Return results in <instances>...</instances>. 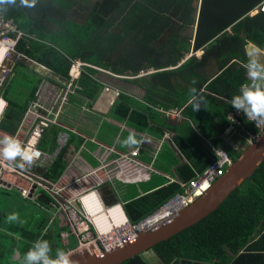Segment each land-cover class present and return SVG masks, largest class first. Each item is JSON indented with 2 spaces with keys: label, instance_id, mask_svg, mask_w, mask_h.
Returning <instances> with one entry per match:
<instances>
[{
  "label": "trees",
  "instance_id": "trees-1",
  "mask_svg": "<svg viewBox=\"0 0 264 264\" xmlns=\"http://www.w3.org/2000/svg\"><path fill=\"white\" fill-rule=\"evenodd\" d=\"M79 1L36 0L35 6L30 8L21 5L20 0H15L14 5L0 4V11L12 18L24 34L18 39L16 51L62 78L67 76L73 60L125 77L154 70L156 72L141 77L122 79L143 87L144 99L140 101L120 93L111 106V115L117 119L126 117L135 127L147 129L155 125L157 114L144 101L161 104L166 109L182 108V116L195 130L219 146V136L230 110L229 100L239 94L244 82H248L245 46L251 43L259 49L264 47V11L250 15L263 0H94L85 8L82 22H78L74 18V6ZM200 50L203 53L197 56L195 53ZM189 54L191 56L186 58ZM17 68L22 66L16 63L12 72ZM102 75L99 70L86 68L77 82L81 88L77 95L95 99L102 79L109 77ZM12 79L13 75L3 89ZM39 82L40 78L37 84ZM258 82L264 85V80ZM192 88L195 93L190 91ZM0 98L7 103L2 120L9 126L16 124L26 105L13 103L3 90ZM194 98L203 101L198 111H193ZM166 122L163 119V127ZM174 139L200 173L216 160V155L203 149L191 156L187 152L191 146L184 142L181 133ZM225 149L234 158L240 154L229 147ZM185 169L188 171L184 173ZM176 171L179 180L135 200L122 202L128 221L139 223L183 191L181 183L191 179L194 172L186 163L178 165ZM4 215L1 211L0 218ZM263 222L264 160L216 211L149 251H153L163 264L220 260L222 255H228L227 252L237 255L249 248L251 237ZM22 226L13 230L19 233L18 238L12 230L0 228L2 239L7 241L1 248L5 253H0V262L6 253L11 261L14 248H17L21 264L23 254L34 241ZM43 239L49 241L54 258L59 240ZM121 264L148 263L137 256Z\"/></svg>",
  "mask_w": 264,
  "mask_h": 264
},
{
  "label": "built area",
  "instance_id": "built-area-1",
  "mask_svg": "<svg viewBox=\"0 0 264 264\" xmlns=\"http://www.w3.org/2000/svg\"><path fill=\"white\" fill-rule=\"evenodd\" d=\"M263 5L264 0L258 4L255 9L250 11V15H253L258 10L264 11ZM9 34H14V41L10 40ZM0 35L4 40L12 42L10 49L16 54V59L30 61L40 69L51 73L52 76L55 75L50 69H46L44 65H38L35 61L15 51L14 47L16 41L23 36V33L17 29L11 18L0 15ZM86 68L99 70L103 75L115 76L106 70H101L83 61H71L67 76L64 78L58 77L60 78L58 79V82H60L58 85L54 83L51 85L44 84V86L39 89L36 93V98L33 99L30 104V108L19 130L16 134L9 135L19 141L26 151H36L39 153V156L36 157L33 162L39 161L45 157V154L42 153L39 148V142L46 130H51L53 128L68 129L64 120L67 121V119H69L70 121L74 115H81L83 113L95 115V112L102 113V110L98 108V106L91 108V106L86 103L80 104L75 102L74 106L76 109H79V112L75 113L69 109L68 105H70L72 98L75 97L78 90H80L77 82L80 76L85 73ZM11 71L12 67L8 70V73ZM152 72H154V70H149L147 72L141 71L135 77H116L133 79ZM101 84L103 85L102 91L97 101L104 98L106 103L111 105L118 96L119 91L117 88H112L105 82ZM44 89H46V93L42 92ZM160 110L167 117H180L182 111V109L178 108H173L171 110H164L161 108ZM227 119L229 124L224 131L223 142L237 151L241 150L243 147L238 144L236 145L235 143L237 141H234L235 139L243 142L245 141V144L249 145L253 143L255 139H257L259 133L264 130V126H257L255 122L248 121L243 112L237 111L232 106ZM248 124H251V128L256 129L255 132L245 128ZM76 133L86 142H95L94 138H89L83 133ZM172 135L171 132H166L164 134V139H171ZM68 137L69 134L67 132H62L60 137L57 138V141L64 144ZM82 146H84V144ZM107 149L110 150V148ZM214 151H216V153H214L217 156L216 161H213L198 175L193 176L186 182H182V192L176 194L157 212L146 217L139 223H131L124 217L120 209L122 205L121 202H116L110 206L104 205L100 199L98 187L85 184L90 176H95L98 173L101 175L104 173L108 175L107 169L114 164L117 166V173L125 174V160L133 164L142 165V163L124 153L118 154L114 159L100 158L97 167L93 168L90 172L82 173L71 181L64 183L52 181L42 175L35 174L28 169L29 165H25V167L21 168L19 166L20 164L16 163V160L7 161L0 157V188H14L20 192L22 198H31L37 190L45 194L52 201V206L56 210V214L54 215L58 217L59 225L67 229V231H62L60 234L62 243L67 246L71 236L77 241L76 247L68 253L70 255H100L103 252H110L115 248L122 247L127 242L134 240L139 232L145 231L169 219L171 216L194 202L199 196L205 194L213 182L224 174L225 168L229 166L233 160L225 148H217ZM135 152H137V150H135ZM17 159L20 160L19 158ZM8 174L19 180L20 183L11 182L6 179V175ZM78 182L84 183L83 186L76 192H73V194H67L69 187Z\"/></svg>",
  "mask_w": 264,
  "mask_h": 264
},
{
  "label": "crops",
  "instance_id": "crops-1",
  "mask_svg": "<svg viewBox=\"0 0 264 264\" xmlns=\"http://www.w3.org/2000/svg\"><path fill=\"white\" fill-rule=\"evenodd\" d=\"M252 50H255L257 52L258 59L260 60L261 63H264V52H263L264 47L262 49H259L255 45L248 43L245 46L246 55L247 52ZM197 53L201 55L203 52L200 50L197 51L196 54ZM26 57L29 58L28 56ZM29 59L33 60L31 58ZM17 63H19L22 66L21 69L36 74L38 78H40V82L39 84H36L33 88L30 89L29 91L30 95L25 102L18 104V102L20 101V98H17L18 93H15L14 95L16 100L10 99L13 103L17 105L23 106V104H25L26 108L23 114L21 115L19 121L12 126H9V124H7L5 120H2L3 115L1 116L0 139H2L6 135L9 136L10 134L14 135L17 133V131L19 130L20 126L24 121L27 111L30 108V104L32 100L36 98V93L39 91V89L42 88V86H44V84L51 85L54 83L55 85H58L60 83L58 82V79H60L58 78L59 77L58 75L52 76V74L50 73L51 75L50 76L44 73V77H41L39 75L41 69L30 61L25 60L24 62H22L18 60ZM36 63L38 65L40 64L38 62ZM16 70H18V68ZM14 74L15 73L12 72L11 75H13L14 77ZM125 83H126V87L122 89L123 91L122 93L126 95H131L136 99L143 101L145 95L144 88L140 87L138 84L135 83H128V82ZM102 86L103 85L101 84V88L95 99L89 100L85 98L83 101L80 102V104L86 103L87 105L91 106V108H94V106H96L97 103L96 101L99 98V95L102 91ZM132 89L139 90L140 92L143 91V94L133 93L131 91ZM42 92L46 93V89L42 90ZM101 99L103 100V103L101 104V106H99V108L102 110V113L95 112L94 116L88 115L86 113H83L81 115L80 114L74 115V117L70 121L69 119H67V121L64 120L68 129L65 130V129L57 128L54 129L53 132L51 131L52 134L51 140H53V142L57 144V148L52 147L46 149L44 146H42V141H41L42 137H41L39 142V148L42 151V153L45 154V157L40 159L39 161L33 162V164L29 166L28 169L30 171H33L35 174L44 175L52 181H58L64 183L71 181L73 178L79 176L82 173L88 171L90 172L93 168L97 167L100 158L114 159L115 157L118 156V154L124 153L127 156L133 157L138 162L142 163V165L133 164L132 162H128L127 160H125V169H126L125 174L117 173V166L116 164H114L107 169L108 175H106L105 173L102 175L98 173L95 176H90L89 179L85 182V184L87 185L91 184L97 186L102 201L105 203V205H110L113 204L114 202L122 203L126 201L135 200L136 198L148 194V192L153 191L154 189L159 188L162 185H165L174 180L176 181L179 180L178 179L179 176L176 169L178 165L182 163H186L188 165V168L193 170L194 176L200 173V171H198L196 167H193L191 161L188 159V156L185 153H183V151H181L178 145L176 144L174 138L176 137L177 134L181 133L182 136L184 137V142H188V144L191 146V149L187 148V152L191 156H193L192 155L193 152L195 154H198L201 151V149L209 153L211 151V147L213 148V146H216L213 143H210L208 140H206L202 135H200L192 126V124L183 116L181 118L176 116L167 117L160 110L161 108H163L164 110H171L173 108L166 109L161 104L154 105L151 103H146L144 101L143 103L149 105L150 108L157 114L158 119L157 118L155 119L154 126L148 127L147 129H143V128L140 129V127L139 128L135 127L132 124V122L127 120L126 117L117 119L115 115L113 114L111 115L110 109L113 103L115 102L116 98L114 99L111 105L107 104L104 98ZM74 104L75 101L72 100L70 102V105H68L69 109L71 111H74L75 113L79 112V109H76ZM21 106H19V108H21ZM19 108L17 109L18 112H19ZM163 119L167 120L165 124L166 126L164 127H163ZM227 125H228V121L226 122V126ZM175 127L179 129L177 130ZM7 128L10 129L13 133L9 131ZM72 130L79 133H83L89 138H94L96 143L91 141H87V142L84 141L76 132H73ZM168 131L173 134L172 138L164 139V134ZM190 131H192L196 135L195 137L196 139H194V137L190 135L191 134ZM62 132H67L69 134V137L66 143L64 144L59 143L57 141V138L60 137ZM71 132L75 133L77 137L72 138L70 135ZM130 133H134L136 138L141 141L138 148L126 147L122 145L121 142L124 139H126ZM219 139L221 144H219V146L216 147L219 148L229 147V149L234 151L232 147H230L229 145L227 146L223 142V132L219 136ZM234 141L240 142V140L238 139H235ZM165 142H168L175 147L176 154L179 158L178 160L174 158V162L171 163L170 165L169 163L171 161L168 157L162 160L163 162H160L159 160V157L161 155L160 150H162L161 146ZM83 144L84 146H82ZM243 144L244 143H241L240 145ZM0 147H2V145H0ZM107 148H110V150ZM135 150H137V152H135ZM16 163L20 164L21 162L20 160L17 159ZM187 171L188 170L185 169L184 173ZM6 179L10 180L11 182L20 183L19 180H17L14 177H8ZM83 184L84 183L82 182L73 184L67 190V194H73V192L79 190L83 186ZM128 185L132 186L133 188L132 191L128 190ZM134 192H137V195L133 196ZM22 201L27 204L37 205L38 208L44 210L45 213L50 212L53 208L52 202L50 201H48L47 203L39 200L36 203L31 201L30 203H28V201L26 200H22ZM53 212H55L54 209ZM45 213L40 217L41 220L38 221V225L36 226L38 227L37 232L31 230L30 226L28 225V220L31 219L32 216H24L22 214L23 217H20L22 219L21 223L23 224V226L21 227L22 230L25 231L28 235L33 236L34 241L36 239V236L37 239L44 237L46 238L54 237L59 240L58 244L60 245L61 243L62 246L65 247V251H66L67 248L60 239V234L64 229L59 225L57 216L55 215L45 216ZM4 214L5 215L3 217L6 216V213ZM48 217H52L53 221H49ZM52 225H56L58 227V230L55 231L52 228ZM13 232L17 234L14 236L18 238L19 233L15 231ZM34 232L36 233L34 234ZM34 241H32V243ZM69 243H70V238H69ZM247 247L249 248L244 249L237 255L227 252L228 255L226 256L222 255L220 257V260H218L217 258L216 260H210L204 263L192 261V262H187V264L188 263L189 264H264V222L262 223V225H259L258 228H256L255 233L251 237ZM51 254L52 252L50 253V255ZM145 254H149V256L142 257V259L146 261L148 264H163L159 261V258L154 256L153 251H148ZM19 258H20V252L18 251L17 248H14L12 259L10 262H16V264H20ZM2 260L0 264H5L4 262H2Z\"/></svg>",
  "mask_w": 264,
  "mask_h": 264
},
{
  "label": "clouds",
  "instance_id": "clouds-1",
  "mask_svg": "<svg viewBox=\"0 0 264 264\" xmlns=\"http://www.w3.org/2000/svg\"><path fill=\"white\" fill-rule=\"evenodd\" d=\"M35 3H36V0H20V4L21 5H23L25 7H29V8L35 6ZM0 4H13L14 5L15 4V0H0ZM0 15H3L6 18H9L1 11H0ZM13 22H14V20H13ZM8 36L10 37V40H12V41L15 40L14 34H9ZM23 36H24V34H23ZM22 37H20V38H22ZM0 39H4V38L0 36ZM17 42H18V40L16 41V44H17ZM16 44H15V46H16ZM14 49H15V47H14ZM10 51H11V49H10ZM15 51H16V49H15ZM189 56H191V54L187 55L186 58H188ZM15 57H16V54H15ZM247 57H248V59H247V63L245 64V66L247 68V73H248V82L242 84L240 86V89H239V94L238 95H234L231 98V100H229L230 110L227 113V116L231 112V106H232L237 111L243 112L248 121L255 122V124L257 126H264V85H262L261 83L258 82V81L264 80V63L260 62V60L258 59V54H257V52L255 50L247 52ZM7 59H8V55L5 58V60H7ZM5 60L2 62V64L5 63ZM18 60L19 59H16L14 65L12 66V70H13V68H14V66H15V64L17 63ZM89 69H91V68H89ZM257 69H259V70H257ZM145 72H147V71H145ZM154 72H156V71H154ZM154 72H152V73H154ZM11 74H12V71L10 73V76H11ZM10 76L8 77V79L10 78ZM81 76H80V78H81ZM115 76H117V75H115ZM96 78H98V77L96 76ZM8 79L7 78L4 79L2 84H0V87H2L4 85V83ZM121 79H124V78H121ZM193 83H195V81H193ZM111 87L113 88V86H111ZM78 91H80V90H78ZM118 91H119V89H118ZM190 91L195 93L196 90H195V88H192ZM120 93H122V92L119 91V94ZM77 94H78V92H77ZM78 98H79V100H78ZM0 99L5 103V106H6V102L2 98H0ZM72 99H76L78 102H76V101L75 102L76 103H80L85 98H82L79 95H76ZM202 103H203L202 99L196 100L194 98V102L192 104L193 111H198L200 109ZM178 109H182V108H178ZM3 112H4V110H3ZM3 112L1 113L0 117L3 115ZM91 116H94V115H91ZM181 117H182V111H181L180 118ZM226 119H227V117H226ZM227 121H228V119H227ZM228 124H229V122H228ZM227 126L224 128V131L227 128ZM245 128L247 130L252 131V132H255V130H256V129L251 128V124L246 125ZM224 131H223V134H224ZM261 133H259V135ZM121 143H122L123 146H126V147H137L138 148L140 143H141V141L136 138L134 133H130L129 136L126 139H124ZM241 143H244V144L240 145ZM235 144L236 145L238 144L241 147H243L241 150H238L239 153L241 154V152L247 146L251 145L252 143L249 144V145H246L245 141L244 142L240 141V142H236ZM0 145H2V147H0V157H2L4 160H7V161H15V160H17V158H19L20 161H22L20 163V165H19L21 168L25 167V165L31 166L33 161H34V159L39 156V153L36 152V151H26L21 146L19 141H17L16 139H14L11 136H7L6 135L2 139H0ZM217 148H219V147H216V146H213V148L211 147V152L213 154L216 153V151H214V150H216ZM234 151L238 152L237 150H234ZM214 155H216V154H214ZM232 158H233V160L235 159L234 157H232ZM216 160H217V156H216ZM216 160H214V161H216ZM233 160H232V162H233ZM42 176H44V175H42ZM8 177H12V176H10L8 174V175H6V178H8ZM44 177H46V176H44ZM0 191H7V192H12L13 191V192H15L16 195H18L19 198H21L22 200H26L28 202L31 201V202L36 203L38 201V197H40L41 195L46 197L48 199V201L52 202L45 194H42V192H40L39 190L35 191L34 195H32L31 198H22L20 196V192H18L14 188H9L8 189V188H2L1 187ZM178 194H179V192H178ZM100 199H101V197H100ZM101 201H102V199H101ZM102 203L105 205V203L103 201H102ZM110 205H112V204H110ZM110 205H107V206H110ZM53 209L54 208H52V210L49 212V215L56 214V210L54 209L55 212H53ZM120 209H121V211L123 213L122 205H121ZM123 215H124V213H123ZM124 217L126 218L125 215H124ZM8 219H9V221H19V216H18V214L13 213L12 215H10L8 217ZM49 221H53V218L49 217ZM71 250L72 249L63 251L61 249H57L56 253H55V257L53 258L50 255V253H51V245H50L49 241H47V240H45L43 238H38L32 243L31 247L23 254V257L21 259V264H72V260L80 258L81 255H88V254H80V255H76V258L70 259V256H72V255H70L68 252L71 251ZM103 253H106V252H103ZM144 254H142V255H144ZM91 255H95V254H91ZM142 255H141V257H142ZM95 256H99V255H95Z\"/></svg>",
  "mask_w": 264,
  "mask_h": 264
},
{
  "label": "water",
  "instance_id": "water-1",
  "mask_svg": "<svg viewBox=\"0 0 264 264\" xmlns=\"http://www.w3.org/2000/svg\"><path fill=\"white\" fill-rule=\"evenodd\" d=\"M264 160V131L247 146L241 154L225 169V172L207 189L204 195L182 209L169 219L139 232L137 237L122 247L99 256L81 255L72 260V264H121L152 250L154 246L166 241L179 232L198 223L211 212L216 211L221 203L247 179ZM39 201L48 202L44 196Z\"/></svg>",
  "mask_w": 264,
  "mask_h": 264
},
{
  "label": "rangeland",
  "instance_id": "rangeland-1",
  "mask_svg": "<svg viewBox=\"0 0 264 264\" xmlns=\"http://www.w3.org/2000/svg\"><path fill=\"white\" fill-rule=\"evenodd\" d=\"M93 1L94 0H80L79 4L74 6V8L76 9V10H74V18H76L78 20V22H82L84 14L86 13L85 8L87 6H89ZM188 33H190V30H188ZM196 55L200 56L199 53H197ZM15 61H16L15 53L10 51L8 53V59L5 60V63L2 64V66L0 67V84H2L4 79H6V78L8 79V77L10 76L11 72L8 73V70L14 65ZM19 61L24 62L25 60L19 59ZM70 66H71V62H70ZM44 73L46 75L47 74L50 75V73H48L42 69L40 70L39 75L41 77H44ZM102 77H103V75H102ZM37 80H38V76L36 74L30 73L27 70L18 68V70H15L14 77L8 83L7 87L3 89V87H4V85H3L2 87H0V91L3 90V93L9 99H12V100H16L14 95H15V93H18L17 98H20V101L18 102V104H21L22 102H25L28 99V97L30 95L29 91L31 88H33L37 84ZM103 82L107 83L110 86L117 87L120 92H123L122 89H124L126 87V83L121 78L119 79L116 76H109L108 78L104 77ZM16 89H18V90H16ZM131 91L133 93L143 94V91L140 92L139 90H136V89H132ZM102 103H103V100L99 99L96 103V106H98V108H99V106H101ZM54 129H57V128H53L52 130H46V132H45L46 134L44 133V135H42V139H41L42 146H44L46 149H49L52 147L57 148V144L54 143L53 140H51V137H52L51 131L53 132ZM70 135L72 138L77 137V135L75 133H72V132L70 133ZM161 147H162V150H160L161 155L159 157L160 162H163L162 160H164L168 157L171 161L169 163V165H170L171 163L174 162V158L177 160L179 159L177 154H176L175 147L173 145H171L168 142H165ZM144 188H145V186H144ZM132 189H133L132 186L128 185V190L132 191ZM135 195H137V192H134L133 196H135ZM172 198H170L169 200H171ZM28 203H30V202H28ZM34 205L35 204L31 205V204L24 203L20 198L17 197L15 192L0 191V211H2V213H6L5 217L1 216V218H0V228L5 229V230L10 229L12 231L13 230L17 231L18 227L20 225H23L21 223L22 219L20 218V217H23L22 216V214H23L24 216H32V218L28 220V225L30 226L31 230H34L37 232L38 227H36V226L38 225V221L41 220L40 217L42 215H44L45 211L38 208L37 205H35V206ZM13 213L18 214L19 221H9L8 217L10 215H12ZM45 216H49V212L48 213L46 212ZM32 219H34V220H32ZM52 228L55 231L58 230V227L56 225H52ZM63 229H64L63 231H67L65 228H63ZM4 232H3V234H5ZM36 232H34V234ZM2 237H3V235L0 234V253L4 254L5 252H2L3 244L6 245L7 241L2 239ZM76 245H77V241L71 236L70 237V243L68 246H66V248H67L66 250L73 249L76 247ZM59 249L65 251V247H63L61 243L59 245ZM148 256H149V254L142 255V257H148ZM74 258H76V255L70 256V259H74ZM3 261L5 264H16V262H10V257H9L8 253L3 255Z\"/></svg>",
  "mask_w": 264,
  "mask_h": 264
},
{
  "label": "bare ground",
  "instance_id": "bare-ground-1",
  "mask_svg": "<svg viewBox=\"0 0 264 264\" xmlns=\"http://www.w3.org/2000/svg\"><path fill=\"white\" fill-rule=\"evenodd\" d=\"M11 45H12V42L6 41L4 39H0V67L2 65V62L5 60V58L8 55ZM15 49H17V47ZM17 52H18V50H17ZM6 105H7V103H6ZM4 108H5V103L0 99V115L3 112Z\"/></svg>",
  "mask_w": 264,
  "mask_h": 264
}]
</instances>
